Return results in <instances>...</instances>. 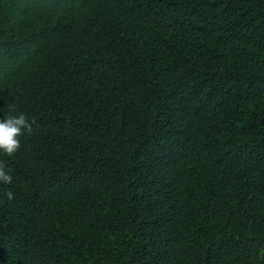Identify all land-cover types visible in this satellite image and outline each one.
<instances>
[{"label":"trees","instance_id":"trees-1","mask_svg":"<svg viewBox=\"0 0 264 264\" xmlns=\"http://www.w3.org/2000/svg\"><path fill=\"white\" fill-rule=\"evenodd\" d=\"M10 114L0 264H264V0H0Z\"/></svg>","mask_w":264,"mask_h":264},{"label":"clouds","instance_id":"clouds-1","mask_svg":"<svg viewBox=\"0 0 264 264\" xmlns=\"http://www.w3.org/2000/svg\"><path fill=\"white\" fill-rule=\"evenodd\" d=\"M35 121H29L24 114L8 115L0 119V153L11 157L21 148L20 138L26 133L33 132ZM11 169H6L5 165L0 162V182L4 184L12 183ZM9 200L13 199V194H5Z\"/></svg>","mask_w":264,"mask_h":264}]
</instances>
